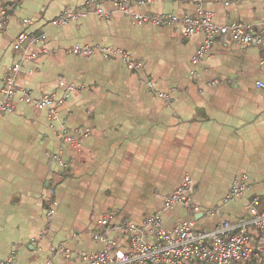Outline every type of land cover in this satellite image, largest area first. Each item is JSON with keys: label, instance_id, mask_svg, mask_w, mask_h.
<instances>
[{"label": "crops", "instance_id": "crops-1", "mask_svg": "<svg viewBox=\"0 0 264 264\" xmlns=\"http://www.w3.org/2000/svg\"><path fill=\"white\" fill-rule=\"evenodd\" d=\"M89 1L0 0V11L9 15L0 31V87L24 52L40 54L17 76L22 93L16 110L0 113V261L84 264L83 253L106 248L94 238L103 219L142 225L162 211L185 177L202 211L175 206L162 215L167 230L194 222L196 231L207 232L222 221L236 222L249 216L253 199L264 210V44L242 48L222 36L194 66L204 34L185 36L180 24H135L115 0L97 1L111 15L100 18ZM130 7L135 14L179 18L200 17L201 9L220 26L264 24V0L229 6L132 0ZM82 9L88 13L80 20L52 24ZM21 34L27 39L16 51ZM42 35L46 43L34 46ZM75 46L96 51L70 54ZM102 49L124 52L143 67L131 68L121 55L105 59ZM23 92L34 101L56 94L65 102L53 115L26 103ZM62 129L82 139L80 150L58 138ZM235 183L247 189L225 203ZM110 236L128 244L129 233ZM251 237L256 248L261 240ZM61 247L69 258L57 252ZM245 264H264V254Z\"/></svg>", "mask_w": 264, "mask_h": 264}, {"label": "built area", "instance_id": "built-area-1", "mask_svg": "<svg viewBox=\"0 0 264 264\" xmlns=\"http://www.w3.org/2000/svg\"><path fill=\"white\" fill-rule=\"evenodd\" d=\"M98 0L88 2V5H96L95 13L100 18H109L111 15L97 3ZM144 1V0H143ZM191 1L201 6L204 0ZM226 6L232 0H217ZM115 8L118 12L132 18L135 24H153L155 26H166L180 24L183 26L184 35L192 36L204 34L205 41L198 47L192 63L197 66L212 48L214 41L222 36H228L239 47H260L264 44V24L255 29L253 25L246 23H232L229 25H217L213 14L199 9L200 17L179 18L174 15H146L135 14L131 10L132 0H115ZM88 11L70 10L62 13L52 24L63 26L76 22L87 15ZM9 15L5 10L0 11V31L5 28ZM26 34H21L16 39L14 49L19 51L26 41ZM46 35L35 39L33 45L45 44ZM96 49L90 46H75L68 52L79 56H92ZM102 56L109 59L113 55H121L131 68L141 69L142 62L134 61L128 54L121 51L102 49ZM40 54L24 52L18 63L11 66L5 73L0 87V113H12L17 108L16 99L22 93L17 84V76L24 64L37 61ZM196 72L192 71V75ZM151 87L152 84L149 83ZM73 90V88H69ZM24 101L34 104L42 110H50L54 115L57 108L64 104V99L58 98L56 94L46 95L38 101H34L28 93L23 92ZM161 97L168 98L161 94ZM58 138L70 144L74 149L80 150L82 139L70 134L66 129L58 131ZM56 159L64 166L66 164L60 157ZM190 177H185L182 184L164 200L162 211L146 218L142 225L138 226L132 222L125 221L120 225L110 224V219L101 221L102 232L96 233L94 238L103 242L106 248L101 253L81 255L84 264H245L261 257L264 254V210H259V202L253 199L248 207L249 216L241 218L236 222L222 221L213 230L203 232L194 229V222H186L172 230H167L163 225L162 215L177 205H182L191 212L199 213L202 208L193 203L191 195ZM247 189V186L235 183L230 193L224 199L225 203L239 199ZM56 205V202H52ZM210 214V211H207ZM111 232L129 233L126 247L122 246L117 239H113ZM257 235L261 242L256 248L251 246L253 235ZM150 238V241L147 240ZM66 258L69 252L61 247L57 250ZM0 264H12L9 258L0 261Z\"/></svg>", "mask_w": 264, "mask_h": 264}, {"label": "trees", "instance_id": "trees-1", "mask_svg": "<svg viewBox=\"0 0 264 264\" xmlns=\"http://www.w3.org/2000/svg\"><path fill=\"white\" fill-rule=\"evenodd\" d=\"M254 261V260H253ZM253 261L249 262V263H252Z\"/></svg>", "mask_w": 264, "mask_h": 264}]
</instances>
